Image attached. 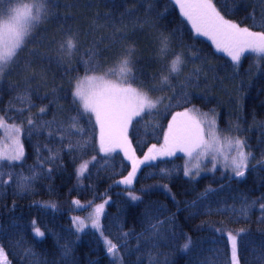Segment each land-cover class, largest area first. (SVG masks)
<instances>
[{"label":"trees","instance_id":"16d2710c","mask_svg":"<svg viewBox=\"0 0 264 264\" xmlns=\"http://www.w3.org/2000/svg\"><path fill=\"white\" fill-rule=\"evenodd\" d=\"M213 2L222 14L231 9L226 18L242 27L251 24L246 17L253 10L258 17L264 12V4L257 0ZM160 32L171 37L172 48L184 53L186 63L179 76L170 77L173 87L168 86V98L173 97V88L175 98L132 122L128 139L135 157L143 159L152 145L163 143L176 113L196 107L214 112L222 127H228L232 119L238 122L252 156L243 177L229 172L185 176L184 152L177 148L172 156H157L140 165L131 186L117 184L132 170V161L121 148L101 153L94 116L91 121L87 115L79 119L82 132L63 130L77 115L72 92L76 78L85 75L80 63L85 50L94 44L98 47L100 72L126 46L134 45L133 70L139 80L133 85L141 86L142 81L143 87L150 88L159 84L161 73H167L171 59V54L164 61L157 58ZM72 34L79 48L69 60L59 44ZM17 59L19 63L6 69L0 80V116L8 124L23 125L24 146L21 161L3 165V179L9 180V172L13 177L0 185V264H113L98 233L77 232L72 224L73 215L84 214L107 198L103 235L118 245L122 264H205L206 260L229 264L227 232L235 234L241 228L246 231L238 238L240 264H261L256 256L264 247V213L259 207L264 203V59L257 67L256 56L245 53L238 69L234 68L230 57L217 51L208 37L194 34L174 0H51L49 18L33 30ZM194 68L199 73L181 87L178 81H184ZM25 77L31 78L26 82ZM25 88L34 106L21 114L15 109L24 105L14 97ZM183 93H188L189 103L184 102ZM41 107H46L44 113L39 112ZM29 115L35 127L28 126ZM181 120L178 117L177 123ZM45 121H53L51 127H42ZM84 162H88L87 169L78 175ZM33 174L36 178L27 190H18L16 177ZM161 185H167L175 199ZM209 186L214 191L191 206ZM129 191L141 199L131 200ZM245 198L257 203L242 216L239 209ZM50 204L56 207L46 206ZM158 220L165 223L160 225L159 236L153 237L150 225ZM33 222L45 233L43 238L34 236ZM186 235L193 241L187 252L180 248ZM64 245L71 250L66 259L62 257ZM25 249L36 255L26 256Z\"/></svg>","mask_w":264,"mask_h":264},{"label":"snow or ice","instance_id":"6c2138e0","mask_svg":"<svg viewBox=\"0 0 264 264\" xmlns=\"http://www.w3.org/2000/svg\"><path fill=\"white\" fill-rule=\"evenodd\" d=\"M170 2H173V0H170ZM221 2L226 4L227 0H221ZM257 2L264 4V0H257ZM50 3L51 0H31L30 3H23L20 0H0V80H3L6 69L13 64L19 63L17 59L19 52L26 45V41L32 35L33 30L49 18ZM174 3L179 6L182 17L186 18L187 22L190 23L194 34L196 36L208 37L216 46L217 51L225 53L227 57H230L234 68L238 69L242 54L245 53L254 54L256 56L257 67H259V60L264 59V12H261L258 17L256 11L253 10L246 17L251 20V24L242 27L241 23L226 18V15L232 14L231 9H226L225 13L222 14L213 0H174ZM253 28H259L261 30L253 31ZM117 31L120 30L117 29ZM156 39L158 42L157 58L164 61L171 54V59L167 62V73L160 74L159 83L162 86L167 85L173 87L170 77L181 74L182 66L186 63L184 53L175 51L172 48L171 37L169 35L160 32ZM78 48V41L75 39V34L69 35L65 41L59 44L60 51L69 60L78 51ZM135 51L134 45L126 46L113 62L112 66L103 70V75H96L101 69L99 59L100 50L95 44L85 50L84 54L80 57V63L84 67L85 75L76 78L72 92L73 104L78 105L76 109L77 115L70 118L71 122L63 130L71 131V129H76V131L82 132L83 129L78 127L79 119L87 115L89 121H91L94 115L95 123L100 127V151L109 153L115 151L117 148H121L124 150L127 158L132 161V170L122 180L117 181V184L131 186L140 165L156 160L157 156H172L177 148H180L189 157H192L194 153L198 158H208L210 156L211 162L213 163V171L216 170L218 157L222 156L223 167L225 169H231L235 176L243 177L251 157V153L244 151V141L239 138L233 140L225 137L229 147L234 149L236 154L234 156L231 154L224 155L223 147L219 145L217 119L210 117L208 113H200L199 109L195 108L186 109L184 112L176 113L173 116L172 122L168 125V132L164 137V145L159 149L156 145H152L143 159H137L135 157L134 151L131 149V141L127 135L129 125L134 118H140L142 115L151 112L165 99V97L152 99L147 92L132 86L134 82L139 80V77L133 70ZM193 56L199 58L195 54ZM26 67L30 68V64L26 65ZM199 71V68H194L192 73L185 76L184 81H178L180 86L185 87L187 83L191 82L192 75L198 74ZM117 75L125 81L123 85L107 78ZM30 78L25 77V81L27 82ZM140 84L141 87L144 86L142 81ZM149 87L154 90L156 85L153 84ZM176 95L177 93H175L173 88V97L168 99H174ZM182 97L184 102H190L188 93H183ZM14 100L24 105V107L15 109L21 114L26 109L34 106L28 88L18 92ZM45 111L46 107L39 109L40 113H44ZM192 112L198 113L202 119H197V117L191 115ZM178 117L182 118L179 124L177 123ZM7 119L14 120V117H7ZM52 123L53 121H45L41 126L51 127ZM202 123L207 124V134L205 133L204 127H202ZM27 124L30 128L35 127L36 122L32 119L31 115L27 118ZM5 125V117L0 116V129H3ZM8 127L16 136H19L23 131V125L13 123ZM51 134L49 132V135ZM61 138L63 139V137ZM69 147L72 148L73 145L70 143ZM23 156V145L19 139L14 140V147L11 149L10 155L5 151H0V185L8 184L13 177V173L9 172L7 173L9 180L3 179L5 175L3 171L4 163H9L11 166L13 162L21 161ZM94 159L95 157H93ZM87 164L88 162L81 164L78 175L83 174L87 169ZM193 167L196 169V174L198 175L200 170L199 159ZM161 171L166 172V170ZM184 175L192 176V169L185 166ZM35 178V174L32 176H17L16 183L18 190H27L30 182ZM160 187L167 190L169 195L172 196V199H175L174 195L168 190L167 185H161ZM213 191L214 189L209 186L204 192L199 194L197 200L190 202L191 206L196 207L199 202L206 199ZM128 195L133 201L141 199L140 196L133 194L131 191H129ZM76 203L79 202L77 201ZM256 203L257 201L255 200L248 203L247 198H245V202L239 209L240 215L247 216L250 209ZM46 206L53 209L56 207L54 204ZM259 207L262 213H264V203H260ZM103 208L104 204L97 205L95 208L96 219L91 224L93 229H100L101 227L99 224V216ZM74 223H76L77 232L84 230L85 225L82 220L76 218ZM163 223L165 222L158 220L156 224L150 225L153 237L159 236L160 225ZM216 231L222 232L223 230L216 229ZM245 231L246 229L241 228L236 230L235 234L232 231L227 232V240L231 246L229 264H240L238 238ZM33 232L35 237L43 238L45 235L39 227L35 226V222H33ZM100 235L103 238L106 252L113 258V264H115L117 259H121L118 255V245L104 236L102 230ZM123 235L127 236V233ZM192 246V238L186 235L185 242L180 245L181 250L187 252L191 250ZM63 248L62 257L66 259L71 250L68 245H64ZM2 251L3 249L0 248V252ZM24 253L26 256L36 255L32 249H25ZM256 259L261 264H264V247L260 249ZM205 264H211V262L206 260Z\"/></svg>","mask_w":264,"mask_h":264},{"label":"rangeland","instance_id":"374dc122","mask_svg":"<svg viewBox=\"0 0 264 264\" xmlns=\"http://www.w3.org/2000/svg\"><path fill=\"white\" fill-rule=\"evenodd\" d=\"M20 2L30 3L31 0H20ZM103 70L100 71V72H97L96 75H103ZM107 78L110 79V80H112V81H114V82H119L122 85L125 83V81L123 80V78L119 77V75H117V76H109ZM132 86L133 87H136V88H140L141 91L147 92L148 95H149V97L152 98V99H155L157 97H165V99L163 100V102L160 103V104H158L155 109H159V108L163 107V105L168 100L169 89H168V86L167 85H163L162 86L159 83L156 86L157 88H160V89H157V92H154L152 89L146 88V87L136 86V85H133V84H132ZM193 108L198 109L196 107H191V108H188V109H193ZM155 109H153L151 112L156 111ZM151 112H148V114H150ZM199 112L200 113H208L210 117H215L217 119V115L214 112L203 111V110H200V109H199ZM191 115L197 117V119H202L199 116V114L196 113V112H192ZM94 118H95V116H94ZM135 119L136 118H134L133 121ZM151 121H152V119L150 120V122ZM132 122H131V124H132ZM217 123H218V120H217ZM131 124L128 127V132H127L128 137H129V130H130ZM9 125H11V124L6 123L5 127L3 129H0V151H5V152H7L10 155L11 154V149L14 147V140L19 139V141L22 143V145H23V142H22V138H21V133L19 134V136L14 135L11 132L10 128L8 127ZM98 127H99V125H98ZM202 127H204L205 133L207 134V131H208L207 124L206 123H202ZM98 132H99V136H100V127H99V131ZM217 132H218V136H219V145H222V147H223V154L224 155L231 154V155L234 156L236 154V152H235L234 149H232V148L229 147L227 141L225 140V137L230 138V139H233V140H235L236 138H239L240 140L244 141L243 138H241V136H240V125L238 124V122L236 120L232 119V120L229 121L228 127H222L218 123ZM206 138H207V135H206ZM164 143H165V140H163V143L161 145L157 146V148L159 149L162 145H164ZM98 145H99V150H100V140H98ZM244 145H245V143H244ZM115 151H117V149ZM115 151H113V152H115ZM244 151L250 153L247 150L246 146H244ZM23 152H24V146H23ZM101 153L106 154L105 152H102V151H101ZM183 157H184L183 158L184 159V168H185V166H187L188 168L192 169V176H190L191 178H198V177H201L203 175H212L213 176V174H215V173L216 174H219V175H225L228 172L230 174L234 175V173L232 172L231 169H225L223 167V159H222V156L218 157V159L216 161L217 167H216V170H214V171L212 170L213 163L211 162V157L210 156L208 158H198L195 155V153H194V155L192 157H189L184 152L183 153ZM198 159H199V162H200V170H199V174L197 175L196 174V169L193 166L198 162ZM251 159H252V156L250 157V159L248 161V165L251 162ZM219 175H217L218 178L225 177V176H219ZM105 201H107V203H105ZM109 202H110V198H107L104 201H102L99 204H97V205L104 204L103 211H102V213L99 216V224L101 226L100 229H93L91 227L92 221L94 219H96L95 208H96L97 205L90 206L88 208V211L84 212V214H81V215H73V217H72L73 227L76 229V223H74V221H76V218H79V220H82L84 222V225H85V228H84L83 231L89 229V230L95 231L96 233H98L100 235L101 230L103 231V229H102V217H103L104 211L106 209V206H107V204ZM83 206L84 205H82V206L80 205L79 207L83 208ZM83 231H80V232H83ZM118 255L120 257V254L119 253H118ZM116 262H117V264H122V260L121 259H117Z\"/></svg>","mask_w":264,"mask_h":264}]
</instances>
